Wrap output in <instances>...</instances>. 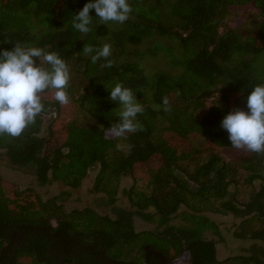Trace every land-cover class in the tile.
Returning a JSON list of instances; mask_svg holds the SVG:
<instances>
[{
    "label": "trees",
    "instance_id": "obj_1",
    "mask_svg": "<svg viewBox=\"0 0 264 264\" xmlns=\"http://www.w3.org/2000/svg\"><path fill=\"white\" fill-rule=\"evenodd\" d=\"M88 2L0 0V52L16 41L58 52L71 69L75 106L74 117L61 120L70 103L47 96L34 125L18 138L0 137V160L29 170L39 185L73 188L98 165L94 189L112 205L121 176L154 159L158 165L125 189L132 209L114 205L112 215L67 212L64 195L11 199L0 178V264H264L261 245L220 260L206 235L218 234V225L204 213L243 218L237 235L264 244V155L233 153L221 127L234 108L248 111L247 96L264 83V0H130L123 25L99 23L93 9L92 31L82 36L71 20ZM246 4L258 10L252 30L228 23L232 9ZM103 43L112 45L111 68L82 54L86 44ZM116 82L145 106L137 117L143 130L121 139L106 138L119 107L106 86ZM165 96L171 111L155 110ZM178 215L183 222L174 223ZM135 216L156 229L137 230Z\"/></svg>",
    "mask_w": 264,
    "mask_h": 264
},
{
    "label": "clouds",
    "instance_id": "obj_2",
    "mask_svg": "<svg viewBox=\"0 0 264 264\" xmlns=\"http://www.w3.org/2000/svg\"><path fill=\"white\" fill-rule=\"evenodd\" d=\"M93 9L99 23L104 25H123L133 12L130 0H89L71 20L73 29L82 36L92 31ZM82 54L93 64L104 60L102 68L113 67L110 43L96 47L86 44ZM70 81V66L58 52L20 41H16L12 50L0 52V137H20L45 112V99L49 95L61 107L67 106L71 102ZM106 88L109 99L119 104L115 109L118 122L107 128L106 138L121 139L142 131L143 125L137 117L144 113L145 106L135 92L121 82ZM162 99V106L153 105V108L170 112L169 98ZM247 109L234 108L223 118L221 127L228 132L233 149L264 155V83L254 85L247 96Z\"/></svg>",
    "mask_w": 264,
    "mask_h": 264
},
{
    "label": "rangeland",
    "instance_id": "obj_3",
    "mask_svg": "<svg viewBox=\"0 0 264 264\" xmlns=\"http://www.w3.org/2000/svg\"><path fill=\"white\" fill-rule=\"evenodd\" d=\"M257 14L258 10L251 4L238 6L232 9L228 18V23L233 27L246 26L248 29L252 30L253 22ZM74 115L75 106L71 101L68 108L66 107V109L60 111L59 119L67 121L73 118ZM49 120L50 119L47 117L45 119L46 123H48ZM188 144V141H181L178 145L180 148H184L188 146ZM236 152L239 151L234 149L233 153ZM0 156L2 157L4 154ZM156 165H158V162L154 159L148 164L138 166L133 173L121 176L114 205L132 209L127 195L124 194L125 189L131 187L135 183V178H142V176L146 175L149 167ZM98 169V165L92 167L78 188L70 187L61 181H52L46 185H39L35 175L29 170L13 168L9 166L4 159L0 160V178L7 181L8 184L10 183L9 185H16L17 188L8 185L9 188L7 191L11 199H19V201H37L38 196L41 200L45 201L54 196L64 195V200H59V202L64 206L67 212L73 209L88 207L95 209L99 213L112 215L114 205L110 204L109 194L98 192L94 189L95 177ZM139 183H141L140 180ZM182 210L188 209L183 207ZM204 213L209 215L218 225V234L207 231L206 235L208 238L216 241L217 256L220 260L229 256L247 254L258 245L264 246L260 240L241 238L237 235V227L243 221V218L237 217L234 214H223L211 210ZM173 221L174 223L183 222L182 216H176ZM134 223L136 229L139 231L153 230L157 227V224L146 221L139 216H135ZM254 223L256 222H253V224Z\"/></svg>",
    "mask_w": 264,
    "mask_h": 264
},
{
    "label": "flooded vegetation",
    "instance_id": "obj_4",
    "mask_svg": "<svg viewBox=\"0 0 264 264\" xmlns=\"http://www.w3.org/2000/svg\"><path fill=\"white\" fill-rule=\"evenodd\" d=\"M57 236V235H56ZM55 254H56V251H55ZM160 257H161V259H164V258H162V254H158ZM146 260H148L149 259V254H147L146 255V258H145ZM101 264H104L103 262L101 263ZM157 264H160V261L157 263Z\"/></svg>",
    "mask_w": 264,
    "mask_h": 264
}]
</instances>
